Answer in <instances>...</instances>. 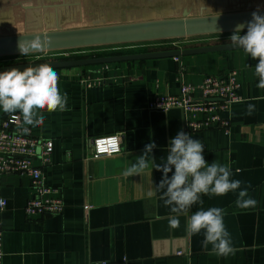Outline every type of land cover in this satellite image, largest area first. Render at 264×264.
Returning <instances> with one entry per match:
<instances>
[{
  "label": "crops",
  "instance_id": "crops-1",
  "mask_svg": "<svg viewBox=\"0 0 264 264\" xmlns=\"http://www.w3.org/2000/svg\"><path fill=\"white\" fill-rule=\"evenodd\" d=\"M261 8L264 0H0V38ZM215 36L182 39L175 46L170 41L148 50L129 45L133 49L102 47L85 49L91 54L67 51L52 57L43 53L39 60L37 55L0 58V67L231 44V35ZM178 58L54 69L69 110L44 111L42 126L22 125L52 143L50 162L42 171L47 185L59 191L64 210L27 217L23 209L32 196L30 179L0 176V199L6 201L0 264H264V89L256 87L258 60L242 49ZM230 71L236 73L240 101L221 114L227 131L189 132L182 110L148 108L152 97L178 95L180 84L199 85L205 76L224 77ZM248 103L255 105L251 115L246 114ZM6 114L0 110V120ZM178 131L203 143L206 162L227 165L232 179L251 185L255 207L236 208L237 194L229 192L220 197L202 194L203 203L189 209V215L200 208L225 209L234 255H210L201 247L203 232H187L184 215L178 228L169 226V208L160 193L146 195L160 183L162 171L149 168L141 175H122L149 143L156 144L152 155L160 163ZM114 134L122 136L121 152L93 159V139ZM173 173L174 168L168 178Z\"/></svg>",
  "mask_w": 264,
  "mask_h": 264
},
{
  "label": "clouds",
  "instance_id": "clouds-1",
  "mask_svg": "<svg viewBox=\"0 0 264 264\" xmlns=\"http://www.w3.org/2000/svg\"><path fill=\"white\" fill-rule=\"evenodd\" d=\"M245 26L247 31L241 35ZM229 40L231 46L241 48L251 59L258 60L254 68L255 76L258 77L256 87L264 89V15L254 11L246 25L241 23L236 26ZM40 48L39 39L19 44L22 55ZM58 81L57 72L47 64L27 67L23 71L12 68L0 72V110L9 114L18 113L12 115L14 122L32 127L42 126L45 119L44 111L51 113L69 110L68 95L66 92L61 93ZM254 111L255 105L248 103L246 114L251 115ZM20 131L22 134H29L30 129L22 127ZM109 143L117 146L119 141L113 138ZM156 147L154 142L147 144L143 153L123 170L122 175L125 177L141 175L149 168L162 171L160 183L150 188L146 195L152 198L160 193L159 199L169 208V226L178 228L179 217L184 215L187 217V232L191 235L203 232L201 247L209 250L210 255L218 257L234 255L235 248L231 235L224 224L225 209L200 208L191 215L189 209L197 203H203L202 194L220 197L229 192L237 194L236 208L255 207L257 201L249 195L251 185H243L242 181L232 179L233 173L227 165H222L218 161L206 162L203 143L199 139H193L188 133L178 131L175 137L169 140L167 155L161 158L160 163H157L152 155V150ZM173 168L174 173L168 178V173ZM98 264L108 262L101 260Z\"/></svg>",
  "mask_w": 264,
  "mask_h": 264
},
{
  "label": "built area",
  "instance_id": "built-area-1",
  "mask_svg": "<svg viewBox=\"0 0 264 264\" xmlns=\"http://www.w3.org/2000/svg\"><path fill=\"white\" fill-rule=\"evenodd\" d=\"M178 40H171L172 45ZM136 45V44H134ZM126 48L129 45H121ZM112 49H126L114 47ZM57 53V54H55ZM58 53H44L60 55ZM51 54V55H49ZM42 55L37 54V59ZM178 57L174 60L178 62ZM181 72L179 70V76ZM94 85L93 83H87ZM239 84L236 81V73L230 71L226 76H205L199 85L180 84L178 95L155 96L149 99L148 108L157 111H169L180 109L186 115L185 125L189 132H198L211 128H220L227 131L228 122L221 117L223 112L229 110L231 105L240 101L238 95ZM12 115L6 114L0 120V176L17 175L30 179L32 196L26 202L23 212L27 217L60 215L64 210L63 201L59 191L47 185L43 168L50 162L52 143L48 140L34 137L28 126L12 120ZM28 127L29 134H22L21 128ZM121 134L97 137L92 142L93 159L117 155L121 152ZM116 138L119 143L113 146L109 141ZM99 141V143H97ZM118 149V150H117ZM0 263L3 257L1 213L6 207V201L0 199ZM88 207H84L87 210Z\"/></svg>",
  "mask_w": 264,
  "mask_h": 264
},
{
  "label": "water",
  "instance_id": "water-1",
  "mask_svg": "<svg viewBox=\"0 0 264 264\" xmlns=\"http://www.w3.org/2000/svg\"><path fill=\"white\" fill-rule=\"evenodd\" d=\"M254 11H258V14L264 15V8H261L202 17L160 19L71 30L57 29L49 32L1 37L0 58L232 34L238 24L244 23L246 25V23L251 20ZM246 31L247 28L245 26L241 32ZM35 39H39L40 41V50H30L27 55H22L19 49V44L21 42L27 43ZM239 49L241 48L231 46V44H222L89 59L36 62L31 64L0 67V72L8 71L12 68L23 71L27 67H36L41 64L50 65L53 69H63L116 62L174 58Z\"/></svg>",
  "mask_w": 264,
  "mask_h": 264
},
{
  "label": "rangeland",
  "instance_id": "rangeland-1",
  "mask_svg": "<svg viewBox=\"0 0 264 264\" xmlns=\"http://www.w3.org/2000/svg\"><path fill=\"white\" fill-rule=\"evenodd\" d=\"M246 32H241V34H245ZM233 34V33H232ZM232 34H229V35H232ZM223 35H226V34H223ZM204 37H207V36H204ZM209 37H216L215 35L214 36H209ZM191 39V38H189ZM168 44H171L170 41H162V42H151V43H143V44H136V45H140L141 47H139L138 49H145V50H148V49H155V48H159L160 46H167ZM114 47H123V48H126L125 46H114ZM87 49H96V48H87ZM98 49V48H97ZM130 49H133L131 47H128L126 49H123V50H130ZM122 50V49H121ZM71 51H77V53L79 54H91L90 51H87L85 49H79V50H71ZM63 52V51H62ZM65 53L69 54V52L67 51H64ZM76 53V52H74ZM37 55V54H36ZM40 55H43V54H40ZM28 56V55H27ZM22 57V56H21ZM25 57V56H23ZM36 60H39V59H36Z\"/></svg>",
  "mask_w": 264,
  "mask_h": 264
}]
</instances>
